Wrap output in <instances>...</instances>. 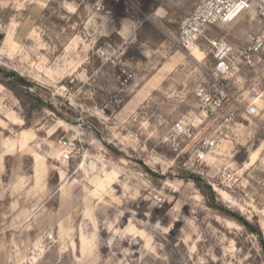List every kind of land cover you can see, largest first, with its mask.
<instances>
[{"label": "rangeland", "instance_id": "374dc122", "mask_svg": "<svg viewBox=\"0 0 264 264\" xmlns=\"http://www.w3.org/2000/svg\"><path fill=\"white\" fill-rule=\"evenodd\" d=\"M195 2L0 0V68L37 86L0 72V264H264V56L231 83L235 122L203 177L165 141L211 80V55L170 46ZM257 31L247 13L209 37ZM106 44L133 79L102 61ZM224 163L250 187L222 193Z\"/></svg>", "mask_w": 264, "mask_h": 264}, {"label": "built area", "instance_id": "2783aa9c", "mask_svg": "<svg viewBox=\"0 0 264 264\" xmlns=\"http://www.w3.org/2000/svg\"><path fill=\"white\" fill-rule=\"evenodd\" d=\"M254 14L258 31L250 34L245 45H236L225 38H210L212 29L235 21L244 14ZM171 48L184 49L190 53L199 51L204 57L211 55V80L196 89L198 110L189 111L177 119L165 141L186 163L202 177L208 162L214 159L220 142L226 137L234 114L225 116L238 100L233 98V83L243 68H256L264 56V0H196L191 11L181 20L178 36L170 43ZM102 61L119 67L127 76L126 82L134 78L119 58L123 53L106 44L99 49ZM244 108V115L255 119L260 111L255 103ZM221 185L227 195L240 193L250 187V173L233 166L221 164ZM214 186V185H213ZM217 190V188H215ZM162 206V198L157 199Z\"/></svg>", "mask_w": 264, "mask_h": 264}, {"label": "trees", "instance_id": "16d2710c", "mask_svg": "<svg viewBox=\"0 0 264 264\" xmlns=\"http://www.w3.org/2000/svg\"><path fill=\"white\" fill-rule=\"evenodd\" d=\"M16 76L19 77L17 74H16ZM15 87L17 89H22L23 85H21L18 81H15ZM31 87L36 88L37 86L34 84H31ZM27 96L29 97L31 104L33 105V111L38 110L39 108L46 106V107H48L49 110L56 113V109L51 104L45 105L44 100L42 98H40L38 95L33 94V93L32 94L27 93ZM33 111L32 112L29 111V115L25 117L26 120H28V121L31 120ZM195 182L198 185V187L203 191V194L206 197H208L212 202H215L216 195L213 192L212 187L210 185H208L201 177H195ZM255 229H256L255 234L260 238V240L262 241V244L264 245L263 236H262V232H261L260 228L255 227Z\"/></svg>", "mask_w": 264, "mask_h": 264}, {"label": "water", "instance_id": "95a60500", "mask_svg": "<svg viewBox=\"0 0 264 264\" xmlns=\"http://www.w3.org/2000/svg\"><path fill=\"white\" fill-rule=\"evenodd\" d=\"M0 71H2V69L0 68ZM9 73H6L5 72V78H8L9 76ZM11 76H12V78H16L17 76H16V74H14V73H12L11 74ZM17 81L21 84V85H23L25 88H30L31 87V83H29L27 80H25V79H23V78H17ZM244 223V225H247V222H243ZM253 232H256V230L255 229H253Z\"/></svg>", "mask_w": 264, "mask_h": 264}, {"label": "bare ground", "instance_id": "6f19581e", "mask_svg": "<svg viewBox=\"0 0 264 264\" xmlns=\"http://www.w3.org/2000/svg\"><path fill=\"white\" fill-rule=\"evenodd\" d=\"M200 53V52H199ZM194 54H198V51H194ZM195 55V56H196ZM197 57V56H196ZM226 138H228V134L226 135V137L224 138V139H226ZM224 139L222 140V141H224ZM222 141H221V143H222ZM221 143L219 144V147L218 148H221L222 146H221ZM255 154V153H254ZM255 159V156L253 157V155L251 156V160H254ZM35 162H36V166H37V168H38V171L41 169L40 167H41V164H42V162L40 161V159L39 158H37V159H35ZM38 180H41V178H40V175H38ZM222 193H224V194H226L224 191H222ZM227 195V194H226Z\"/></svg>", "mask_w": 264, "mask_h": 264}, {"label": "flooded vegetation", "instance_id": "af4514ba", "mask_svg": "<svg viewBox=\"0 0 264 264\" xmlns=\"http://www.w3.org/2000/svg\"><path fill=\"white\" fill-rule=\"evenodd\" d=\"M0 72L3 73V74L5 75V72H3V71H0ZM11 74H12V73H9V75H8V76H9L8 79H12V80H14V81H17V78H18V77H16V78H12Z\"/></svg>", "mask_w": 264, "mask_h": 264}, {"label": "crops", "instance_id": "0c3cea01", "mask_svg": "<svg viewBox=\"0 0 264 264\" xmlns=\"http://www.w3.org/2000/svg\"><path fill=\"white\" fill-rule=\"evenodd\" d=\"M41 10H43V9H41ZM41 10H40V11H41ZM221 149H222V147H221Z\"/></svg>", "mask_w": 264, "mask_h": 264}]
</instances>
